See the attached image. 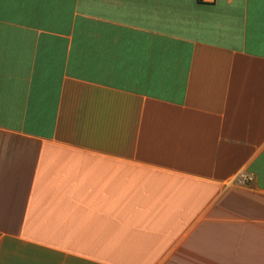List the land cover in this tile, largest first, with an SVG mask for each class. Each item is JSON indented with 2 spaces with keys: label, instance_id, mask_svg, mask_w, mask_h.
Masks as SVG:
<instances>
[{
  "label": "crops",
  "instance_id": "obj_1",
  "mask_svg": "<svg viewBox=\"0 0 264 264\" xmlns=\"http://www.w3.org/2000/svg\"><path fill=\"white\" fill-rule=\"evenodd\" d=\"M0 264H264V0H0Z\"/></svg>",
  "mask_w": 264,
  "mask_h": 264
},
{
  "label": "built area",
  "instance_id": "obj_2",
  "mask_svg": "<svg viewBox=\"0 0 264 264\" xmlns=\"http://www.w3.org/2000/svg\"><path fill=\"white\" fill-rule=\"evenodd\" d=\"M202 3H213L215 0H198Z\"/></svg>",
  "mask_w": 264,
  "mask_h": 264
}]
</instances>
